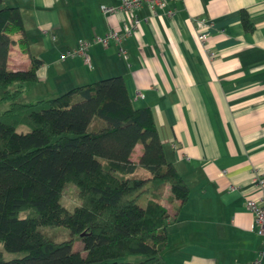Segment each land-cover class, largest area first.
Returning <instances> with one entry per match:
<instances>
[{"label":"crops","instance_id":"0c3cea01","mask_svg":"<svg viewBox=\"0 0 264 264\" xmlns=\"http://www.w3.org/2000/svg\"><path fill=\"white\" fill-rule=\"evenodd\" d=\"M103 3L116 7L120 1L0 0L20 9L28 50L42 62L32 83L42 86L44 97L122 75L134 107L151 110L164 158L189 187L178 211L177 201L167 204L174 218L165 262H250L264 250L244 205L247 197L264 202L257 185L264 179V0H169L164 7L115 14L102 13ZM242 10L251 30L242 25ZM132 16L141 27L123 42L126 58L113 43H94L87 50L91 66L78 56L60 59L80 39L122 31ZM7 55L11 70L29 67L17 45ZM137 91L142 98H135ZM141 149L134 146L133 160Z\"/></svg>","mask_w":264,"mask_h":264},{"label":"trees","instance_id":"16d2710c","mask_svg":"<svg viewBox=\"0 0 264 264\" xmlns=\"http://www.w3.org/2000/svg\"><path fill=\"white\" fill-rule=\"evenodd\" d=\"M240 20L252 29L245 10ZM12 45L26 52L28 68L7 67ZM41 63L28 50L19 7L0 5V103L8 105L0 112V243L24 252L4 260L0 250V264H167V204L177 201L178 211L189 187L164 158L151 110L134 107L122 75L20 101ZM68 182L81 200L72 209L60 203ZM48 226L70 237L54 240L41 231Z\"/></svg>","mask_w":264,"mask_h":264},{"label":"built area","instance_id":"2783aa9c","mask_svg":"<svg viewBox=\"0 0 264 264\" xmlns=\"http://www.w3.org/2000/svg\"><path fill=\"white\" fill-rule=\"evenodd\" d=\"M120 4L116 7L109 6L106 4H102L100 6V10L102 13L106 14H115L117 10L128 12L139 8L141 5H147L149 8L153 9V7H164L166 2L169 0H119ZM177 1V0H173ZM183 1V0H181ZM195 22L197 23L200 29L206 28L207 23L204 22L203 19H196ZM141 27L140 20L136 16H132L130 18L129 24L124 27L122 31H116L113 29H109L104 33L102 36H95L92 38L91 41L80 39L77 41V44L74 47L67 48L60 54V59H65L67 57H74L78 56L84 59V62L91 66L88 56V48L94 44H100L102 46H107L109 43H113L117 50V55L122 56L124 58L127 57V50L123 47V42L132 34V32L139 30ZM204 30L198 36L200 42L206 41L208 34ZM209 55L212 57L214 55L213 52H209ZM143 97V94L140 91H137L135 94V98ZM258 187L264 188V179L259 178L257 181ZM244 205H246L247 211L250 212L252 220L250 223V229H253L257 232L258 235L264 238V202L256 201L252 197H247L245 199ZM259 256L250 260V262L245 263H237V264H264V250L258 253Z\"/></svg>","mask_w":264,"mask_h":264},{"label":"rangeland","instance_id":"374dc122","mask_svg":"<svg viewBox=\"0 0 264 264\" xmlns=\"http://www.w3.org/2000/svg\"><path fill=\"white\" fill-rule=\"evenodd\" d=\"M106 78V77H105ZM103 79V78H100ZM37 84H34L32 82L27 83L24 92L20 96V101L22 102H35L38 99H48L52 98L55 96L60 95L58 92L56 94H53L48 97H44L42 94V86L40 85L39 87H36ZM1 91V90H0ZM1 93V92H0ZM39 95V96H38ZM8 105L7 103H0V112H2L5 108H7ZM138 149H136L134 154H137ZM168 192H166L167 194ZM166 196V195H165ZM167 197V196H166ZM78 192H77V187L73 185L72 182L66 183V185L63 187V191L61 193L60 197V203L68 208L72 209L75 205L80 204L81 200H79ZM165 200V198H164ZM163 200V201H164ZM145 199H140V204H144ZM165 202V201H164ZM23 213L19 215H23ZM41 231L53 238L54 240L60 241L64 239H68L70 237L69 233L63 228V227H53V226H48V227H42ZM82 244L80 241L76 240L74 241V249L76 250H82ZM0 250L2 251V259L8 260L12 258H17L21 257L24 255V252H7L2 248V245L0 243ZM142 258V256H126V258L121 259L123 261H139Z\"/></svg>","mask_w":264,"mask_h":264}]
</instances>
